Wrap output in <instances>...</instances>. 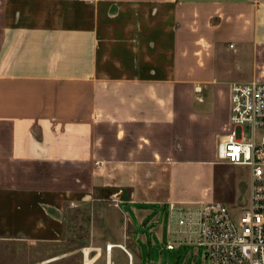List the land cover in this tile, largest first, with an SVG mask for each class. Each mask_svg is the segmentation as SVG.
<instances>
[{"label":"crops","instance_id":"crops-1","mask_svg":"<svg viewBox=\"0 0 264 264\" xmlns=\"http://www.w3.org/2000/svg\"><path fill=\"white\" fill-rule=\"evenodd\" d=\"M263 57L264 0H0V242L60 241L98 188L146 219L204 204L186 128L227 123Z\"/></svg>","mask_w":264,"mask_h":264},{"label":"rangeland","instance_id":"rangeland-1","mask_svg":"<svg viewBox=\"0 0 264 264\" xmlns=\"http://www.w3.org/2000/svg\"><path fill=\"white\" fill-rule=\"evenodd\" d=\"M197 95L196 108L209 109L212 101L207 92ZM224 114L221 112L211 122L199 119L192 122L190 129L186 128V159L217 161V145L229 123L225 122L227 115ZM244 135L251 137L250 128L245 129ZM199 174L187 186L190 195L203 199L205 203L221 202L229 206L236 217L245 213L250 197L249 167L217 161L206 164ZM114 194L112 189L98 188L89 202L68 205L62 214L63 236L60 241L0 242V264H84L83 250L89 247L102 250V259L96 264H107V249L111 243L128 248L134 255V264H207L205 250L197 245V227L186 226L182 229L185 233L181 234L178 215H172L160 206L146 219L148 211L139 214L125 205L120 208ZM125 196L127 200L132 198L129 191ZM170 242L183 244L175 250H167ZM96 254L94 250L92 256ZM129 259L124 249H115L114 264H130Z\"/></svg>","mask_w":264,"mask_h":264},{"label":"built area","instance_id":"built-area-1","mask_svg":"<svg viewBox=\"0 0 264 264\" xmlns=\"http://www.w3.org/2000/svg\"><path fill=\"white\" fill-rule=\"evenodd\" d=\"M196 92L201 94L202 87ZM231 92V116L217 145V161L251 169L245 213L236 217L221 202L200 207L172 204L170 212L178 215L181 234L186 226L197 227V245L205 250L207 264H264V81L233 83ZM246 128L251 137L244 135ZM182 244L170 242L167 250Z\"/></svg>","mask_w":264,"mask_h":264},{"label":"bare ground","instance_id":"bare-ground-1","mask_svg":"<svg viewBox=\"0 0 264 264\" xmlns=\"http://www.w3.org/2000/svg\"><path fill=\"white\" fill-rule=\"evenodd\" d=\"M126 248L124 245L119 244V243H111L109 244V249H107V264H114L113 262V253L115 249H123ZM96 250L97 254L95 256H92L93 251ZM127 254L129 256L130 264H134V255L133 253L126 248ZM84 253V264H96L99 263V261L102 259V250L101 249H94L92 247L85 248L83 250ZM52 261V260H50ZM48 262V261H47Z\"/></svg>","mask_w":264,"mask_h":264}]
</instances>
